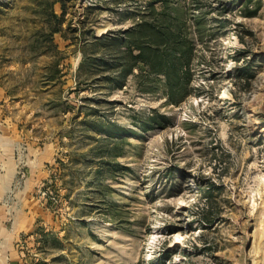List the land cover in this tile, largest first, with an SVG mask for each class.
<instances>
[{
  "label": "rangeland",
  "instance_id": "obj_1",
  "mask_svg": "<svg viewBox=\"0 0 264 264\" xmlns=\"http://www.w3.org/2000/svg\"><path fill=\"white\" fill-rule=\"evenodd\" d=\"M0 264H264V0H0Z\"/></svg>",
  "mask_w": 264,
  "mask_h": 264
},
{
  "label": "trees",
  "instance_id": "obj_2",
  "mask_svg": "<svg viewBox=\"0 0 264 264\" xmlns=\"http://www.w3.org/2000/svg\"><path fill=\"white\" fill-rule=\"evenodd\" d=\"M144 24H146V23H142V24H140V26H143ZM136 47H138L139 49V53H138V55L139 56H142V52H141V48H140V46L139 45H136ZM172 62H171V65H173V68L174 69H176L177 68V62H174L173 60H171ZM179 69V68H178ZM177 71V70H176Z\"/></svg>",
  "mask_w": 264,
  "mask_h": 264
}]
</instances>
